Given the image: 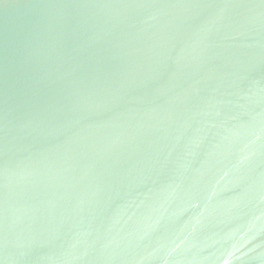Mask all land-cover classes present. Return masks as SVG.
Here are the masks:
<instances>
[{"label":"water","instance_id":"1","mask_svg":"<svg viewBox=\"0 0 264 264\" xmlns=\"http://www.w3.org/2000/svg\"><path fill=\"white\" fill-rule=\"evenodd\" d=\"M0 264H264V0H0Z\"/></svg>","mask_w":264,"mask_h":264}]
</instances>
